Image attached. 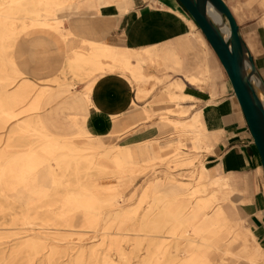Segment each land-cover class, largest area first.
<instances>
[{"label":"bare ground","instance_id":"1","mask_svg":"<svg viewBox=\"0 0 264 264\" xmlns=\"http://www.w3.org/2000/svg\"><path fill=\"white\" fill-rule=\"evenodd\" d=\"M61 3L60 0H0V86L13 87L0 90V130L11 121L16 123L8 144L0 150V200L6 201L9 209L19 216L7 223L9 228L1 227L0 223V231L13 232L10 237L29 252L30 264L45 251L49 253L47 264H54V259L64 255L55 241L65 240L70 233H79L63 221L64 217L84 211L86 223L97 231L107 209L111 210L110 217L97 243L90 247L74 242L68 244V250L74 251L75 256L70 264H222L210 258V251L222 248L221 242L235 220L229 216L230 208L236 210L237 216L240 213L228 203L216 204L218 198L207 194L206 189L208 182L216 184L223 180L235 191L232 176H224L202 165L197 184L178 181L172 176L157 179L147 186L155 196L147 212L137 221V210L122 206L121 196L112 195V192L124 182L120 179L123 175L133 176L139 169L145 170L151 163L163 159L161 149L165 145L150 139L132 145L108 146L88 131L84 115L70 116L67 124L60 123L59 116L50 112L46 117L36 114L48 99L73 88L63 86L36 92L34 81L21 77L11 48L20 34L31 35L35 26H48L47 30L54 32L58 24L57 12L61 10L57 7ZM31 6H45V13H36L35 7L28 8ZM18 12L26 15H18ZM213 20L221 25L217 13ZM17 21H21V25L16 24ZM223 33L225 38L229 37L228 26L223 28ZM80 63L77 59L72 65L79 67ZM255 85L260 88L259 83ZM259 93L264 102L262 92ZM177 98L174 94L168 95L170 102H176ZM166 118L183 131L176 140V151L183 147L181 137L187 132L195 134L190 147L212 148L204 143L202 138L206 132L196 119L187 122ZM16 136L39 141L21 149L23 145L16 143ZM82 165L87 168L85 175L88 172L98 177L110 174L116 181H82L79 172ZM71 171H75L74 181L69 175ZM41 181L46 183L39 184ZM54 195L62 197L48 202ZM132 239L134 242L130 243ZM144 244H147V257L134 260ZM223 253L228 254L229 249L224 248Z\"/></svg>","mask_w":264,"mask_h":264},{"label":"crops","instance_id":"2","mask_svg":"<svg viewBox=\"0 0 264 264\" xmlns=\"http://www.w3.org/2000/svg\"><path fill=\"white\" fill-rule=\"evenodd\" d=\"M71 2L57 12V31L40 30L36 37L45 39V52H64L67 72L89 82L80 83L86 85L80 94L72 89L48 99L47 103L67 96L63 107L47 113L68 124L69 117L83 115L85 107L89 110L86 126L92 135H125L129 138L122 144L126 145L173 132V125L165 124L162 118L196 119L206 132L204 143L212 147L200 155L207 166L232 176L240 195L234 204L248 219L264 253L261 156L234 89L220 67L218 70L213 49L185 7L178 0ZM34 7L36 13H45V8ZM68 19L66 27L63 21ZM77 59L79 67L72 65ZM208 80H214L208 88L198 86ZM170 93L178 97L176 102L169 101ZM64 108L69 112L63 114ZM168 109L181 111V116L166 113ZM235 211L230 208L229 216L234 219Z\"/></svg>","mask_w":264,"mask_h":264},{"label":"rangeland","instance_id":"3","mask_svg":"<svg viewBox=\"0 0 264 264\" xmlns=\"http://www.w3.org/2000/svg\"><path fill=\"white\" fill-rule=\"evenodd\" d=\"M39 1V0H38ZM62 1L61 5L57 8H65L69 6L72 2L71 0H60ZM227 5L231 8L236 21L239 23L242 37L244 38L247 46L250 48L251 54L254 56L255 65L257 67L258 72H260L263 80H264V0H224ZM39 8L44 9L45 6H38ZM29 8V7H28ZM31 8H33L31 6ZM18 15H26L25 12H18ZM70 20H64L63 25L67 26V23ZM16 24L21 25V21H17ZM36 28L33 31V37L29 34H20L14 40V45L11 48V51L14 56V60L16 61L20 71L21 77L23 79L31 78L35 83V91L38 92L41 89L48 88L49 90H54L63 86H71L74 90L73 93L80 94L86 88L88 84V79H80L77 76L72 75L69 71L67 72L66 57L65 53L58 52L56 50H48L45 52V39H41L36 37V32L40 30H44L48 28V26L40 27L35 26ZM34 28V27H33ZM20 29V28H19ZM57 31V28L54 32ZM209 49L210 46L208 40ZM44 44V45H43ZM214 55L216 56L215 52ZM218 61V70L220 67V71L223 73V77H227L226 72L223 69V66L216 56ZM97 77H94L96 79ZM167 81L168 80H164ZM160 82L159 84H164ZM214 82V80H208L198 86L201 89L208 88L209 84ZM80 83H86V85H80ZM80 85V86H78ZM168 84L164 85V90H166ZM55 87V88H54ZM13 87L9 86H0V90H12ZM261 92V90L259 89ZM146 95H144L145 98ZM67 100V96L59 98L55 101L49 103H43V105L37 110L36 114L45 117L48 109H54L57 107H63L65 101ZM63 114L69 112L66 108L63 109ZM84 116L88 118V111L85 110L84 107ZM169 114H178L176 111H171L170 109L165 111ZM181 116V114H178ZM64 118V117H62ZM61 118V120H62ZM86 121V119H85ZM162 122H166L165 124L171 126L167 121V118H162ZM61 123V122H60ZM63 123V120H62ZM15 121H11L7 123L4 130H0V150L8 144V140L12 137L15 129ZM174 127V126H173ZM127 132L131 133L132 130L129 129ZM183 131L174 127V131H166L160 134H157L152 139L156 138V140L165 146L161 149V155H163V159L156 160L154 163H151L147 169L141 170L139 169L137 172L130 176L128 173L121 177V180H124L121 184H119L115 191H111L113 194H119L121 196V204L126 207L128 210H137V221L143 217V215L147 212L148 206H150L151 199L155 196V192L150 189L148 191L147 186L157 180L163 179L165 180L168 176L174 177L178 181H188L191 184H197L201 178V168L202 165H206L205 161L200 155L202 151L210 152L212 148H208L203 150L202 148L197 149L194 147H190V144L193 143L194 133L187 132L181 137L183 142V147L180 148V151L175 150V146L177 144V138L180 137ZM56 134L58 131L55 132ZM125 135H110L108 137L101 138L104 143L108 146H114L115 144L125 143V140H128ZM16 143L23 145L20 147L21 149H26L24 146L26 144H30L34 141H39V139L35 138H21L20 136L15 137ZM183 162H186L183 164ZM207 166V165H206ZM209 167V166H208ZM86 166L82 165L80 168V176L83 181H92L99 182L103 181V183H112L115 182L116 179L112 178L110 174H103L101 176H96L95 174L85 175ZM71 180H75V171H71L69 174ZM68 178V177H67ZM70 178H68L70 180ZM46 182L41 181L39 184L44 185ZM58 189V188H57ZM207 194H214L218 198L216 204L228 203L231 207H237V204H234L235 201H238L240 195H238V190H231L223 180L217 181L216 184L213 182H208L207 185ZM62 195H54L49 197L48 202H52L53 200L60 199ZM3 207V211L1 208ZM18 209V208H17ZM239 209V208H238ZM239 210V216L232 220L230 224L229 231H227V236L222 240V248L219 251H210V258L214 262L222 263V264H264V253L258 243L253 236V232L251 230V226L248 223V219L245 217L242 212ZM106 216L104 220H101L99 225L97 226V231L93 228H90L84 219V211H76L72 213H68L63 221L67 224H70L71 227L75 230H78L79 233L73 232L70 233L65 240H61L60 242L55 241L58 245V249L60 252H63L64 255L61 258H56L53 260L54 264H70L71 260L75 257L74 251L70 252L68 250V244L70 242H74L76 244H81L85 246H92L93 243H97L101 238L102 231L104 226H107L106 220L110 217L108 214L111 210L104 211ZM48 215V214H47ZM51 215V214H50ZM19 217L17 213L15 214L11 211L4 200H0V223L1 227L9 228L7 223L13 222V218ZM106 224V225H105ZM10 231H0V264H30L28 261L29 252L26 249H21L20 244L14 240V237H10ZM142 238V237H141ZM226 241L229 244H224ZM134 239L130 243H133ZM226 245V246H225ZM133 248V246L131 247ZM229 249V253L224 255L223 249ZM68 253V255H65ZM49 255L47 251H45L44 255H41L39 258L34 259L33 264H47L46 257ZM147 257V244L142 246L138 256L135 259H145ZM114 258V257H113ZM134 264H141L135 262Z\"/></svg>","mask_w":264,"mask_h":264},{"label":"water","instance_id":"4","mask_svg":"<svg viewBox=\"0 0 264 264\" xmlns=\"http://www.w3.org/2000/svg\"><path fill=\"white\" fill-rule=\"evenodd\" d=\"M185 7L193 21L208 40L218 56L228 80L234 89L235 97L241 107L249 133L259 156L264 173V80L255 65L239 23L224 0H178ZM214 13L220 16L221 25L213 20ZM229 27V37L225 38L223 28ZM255 83H259L257 88Z\"/></svg>","mask_w":264,"mask_h":264}]
</instances>
